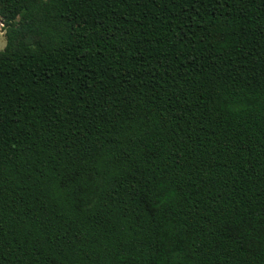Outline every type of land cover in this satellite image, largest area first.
I'll list each match as a JSON object with an SVG mask.
<instances>
[{
  "label": "trees",
  "instance_id": "1",
  "mask_svg": "<svg viewBox=\"0 0 264 264\" xmlns=\"http://www.w3.org/2000/svg\"><path fill=\"white\" fill-rule=\"evenodd\" d=\"M0 21V264H264V0Z\"/></svg>",
  "mask_w": 264,
  "mask_h": 264
},
{
  "label": "rangeland",
  "instance_id": "2",
  "mask_svg": "<svg viewBox=\"0 0 264 264\" xmlns=\"http://www.w3.org/2000/svg\"><path fill=\"white\" fill-rule=\"evenodd\" d=\"M0 25H1V21H0ZM2 32H4L3 27L0 28V49H4L7 43L5 34Z\"/></svg>",
  "mask_w": 264,
  "mask_h": 264
},
{
  "label": "crops",
  "instance_id": "3",
  "mask_svg": "<svg viewBox=\"0 0 264 264\" xmlns=\"http://www.w3.org/2000/svg\"><path fill=\"white\" fill-rule=\"evenodd\" d=\"M1 27H3V24H2V23H1V25H0V28H1ZM2 33H4V34H5V32H2Z\"/></svg>",
  "mask_w": 264,
  "mask_h": 264
}]
</instances>
